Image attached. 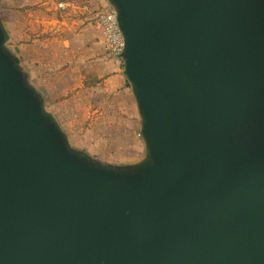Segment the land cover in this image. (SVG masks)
Returning <instances> with one entry per match:
<instances>
[{"label":"water","instance_id":"95a60500","mask_svg":"<svg viewBox=\"0 0 264 264\" xmlns=\"http://www.w3.org/2000/svg\"><path fill=\"white\" fill-rule=\"evenodd\" d=\"M143 153L74 148L0 17V264H264V0H104Z\"/></svg>","mask_w":264,"mask_h":264},{"label":"rangeland","instance_id":"374dc122","mask_svg":"<svg viewBox=\"0 0 264 264\" xmlns=\"http://www.w3.org/2000/svg\"><path fill=\"white\" fill-rule=\"evenodd\" d=\"M104 0H0L9 49L71 145L94 158L133 162L140 118L97 25ZM62 4V6H61Z\"/></svg>","mask_w":264,"mask_h":264},{"label":"built area","instance_id":"2783aa9c","mask_svg":"<svg viewBox=\"0 0 264 264\" xmlns=\"http://www.w3.org/2000/svg\"><path fill=\"white\" fill-rule=\"evenodd\" d=\"M97 25L102 34L107 52L112 57H117L123 49V39L117 29L115 15L106 5L100 7L97 14Z\"/></svg>","mask_w":264,"mask_h":264},{"label":"crops","instance_id":"0c3cea01","mask_svg":"<svg viewBox=\"0 0 264 264\" xmlns=\"http://www.w3.org/2000/svg\"><path fill=\"white\" fill-rule=\"evenodd\" d=\"M104 5H105V3L101 4V7L104 6ZM60 126H61V125H60ZM61 128H62V126H61ZM62 129H63V128H62ZM140 157H141V155H140ZM140 157H139V158H140ZM139 158H138V159H139ZM138 159H137V160H138ZM137 160H136V161H137ZM105 162H109V161H105ZM133 162H135V161H133ZM111 163H117V162H111ZM123 163H132V162H123Z\"/></svg>","mask_w":264,"mask_h":264},{"label":"trees","instance_id":"16d2710c","mask_svg":"<svg viewBox=\"0 0 264 264\" xmlns=\"http://www.w3.org/2000/svg\"><path fill=\"white\" fill-rule=\"evenodd\" d=\"M125 87L128 88V85L125 83Z\"/></svg>","mask_w":264,"mask_h":264}]
</instances>
